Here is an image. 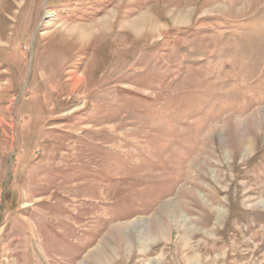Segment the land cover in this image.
<instances>
[{
    "label": "rangeland",
    "instance_id": "rangeland-1",
    "mask_svg": "<svg viewBox=\"0 0 264 264\" xmlns=\"http://www.w3.org/2000/svg\"><path fill=\"white\" fill-rule=\"evenodd\" d=\"M0 264H264V0H0Z\"/></svg>",
    "mask_w": 264,
    "mask_h": 264
},
{
    "label": "bare ground",
    "instance_id": "bare-ground-1",
    "mask_svg": "<svg viewBox=\"0 0 264 264\" xmlns=\"http://www.w3.org/2000/svg\"><path fill=\"white\" fill-rule=\"evenodd\" d=\"M133 22V21H132ZM140 22H142V20L140 21H138V20H136V21H134L131 25L132 26H134L133 28H136V27H139V25H142L143 23H140ZM151 24V23H150ZM89 30L88 29H86L85 27H81V28H79L78 30H76V31H74V33L75 34H79V36H85L86 34H87V32H88ZM71 33H73V32H71ZM89 33V32H88ZM77 78L79 79V77H75V83L77 84L78 82H77Z\"/></svg>",
    "mask_w": 264,
    "mask_h": 264
}]
</instances>
